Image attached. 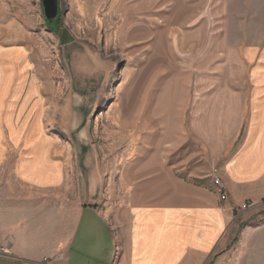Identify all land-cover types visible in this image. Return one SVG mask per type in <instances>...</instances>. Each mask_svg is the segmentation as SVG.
Segmentation results:
<instances>
[{"label":"crops","instance_id":"obj_1","mask_svg":"<svg viewBox=\"0 0 264 264\" xmlns=\"http://www.w3.org/2000/svg\"><path fill=\"white\" fill-rule=\"evenodd\" d=\"M162 45L110 101L102 59L72 51L79 84L57 102L25 49L0 46V262L214 264L242 205L264 203V49L245 53L247 97L176 66ZM116 132L127 142L105 162ZM191 133L220 161L227 199L172 161Z\"/></svg>","mask_w":264,"mask_h":264},{"label":"rangeland","instance_id":"obj_2","mask_svg":"<svg viewBox=\"0 0 264 264\" xmlns=\"http://www.w3.org/2000/svg\"><path fill=\"white\" fill-rule=\"evenodd\" d=\"M63 35L75 40L69 50ZM164 42L176 66L204 71L205 79L214 77L219 84L227 80L248 97L253 64L245 53L264 49V0H60L52 21L42 0H0V46L26 50L44 99L55 102L78 87L68 57L72 51L102 59L104 74L97 86L103 83L108 95L103 99L110 101L134 83L151 52ZM115 136L118 147H104L105 162L127 142L125 134ZM171 159L183 162L186 172L194 170L197 181L220 173V161H212L211 150L192 133ZM241 210L214 264H264V203Z\"/></svg>","mask_w":264,"mask_h":264},{"label":"water","instance_id":"obj_3","mask_svg":"<svg viewBox=\"0 0 264 264\" xmlns=\"http://www.w3.org/2000/svg\"><path fill=\"white\" fill-rule=\"evenodd\" d=\"M45 16L48 20H54L60 9V0H42Z\"/></svg>","mask_w":264,"mask_h":264},{"label":"built area","instance_id":"obj_4","mask_svg":"<svg viewBox=\"0 0 264 264\" xmlns=\"http://www.w3.org/2000/svg\"><path fill=\"white\" fill-rule=\"evenodd\" d=\"M214 184L216 185V187H218L219 191L221 192V198H222L223 200L227 199V194H226V192H225V185H224V183H223V181H222V179H221V177L219 176L218 173H216V174L214 175ZM248 204H249V203H245V204H243V205H242V208H243V209L248 208ZM0 252H1L2 254H6V253H7V248H6V246H1V245H0ZM45 262H49V258H45Z\"/></svg>","mask_w":264,"mask_h":264}]
</instances>
